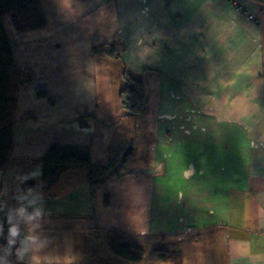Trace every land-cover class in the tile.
<instances>
[{"label":"crops","instance_id":"crops-1","mask_svg":"<svg viewBox=\"0 0 264 264\" xmlns=\"http://www.w3.org/2000/svg\"><path fill=\"white\" fill-rule=\"evenodd\" d=\"M40 2V28L19 30L3 16L16 66L33 72L19 87L14 147L0 168L4 209L18 206L21 177L40 173L53 141L90 145L94 163L123 148L129 156L124 173L97 187L81 166L47 189L36 177L47 243L35 264H174L151 260L154 247L181 250L183 264H264V0ZM104 44L110 51L99 54ZM126 70L143 76L140 114L120 102ZM182 104L194 109L188 131L174 124ZM84 112L96 117L81 124L74 116ZM115 235L145 257L111 252ZM6 260L30 264L0 248Z\"/></svg>","mask_w":264,"mask_h":264},{"label":"trees","instance_id":"trees-1","mask_svg":"<svg viewBox=\"0 0 264 264\" xmlns=\"http://www.w3.org/2000/svg\"><path fill=\"white\" fill-rule=\"evenodd\" d=\"M4 15H10L16 28L23 31L40 28L47 22L40 0H0V168H5L8 165L14 147L15 113L19 87L33 79L31 69H20L15 64L13 46L3 24ZM95 50L99 54L110 51L105 44ZM126 73V84L119 91L120 102L125 109V114H139L146 108L143 76H134L129 70H126ZM95 117L96 114L91 112L74 116L81 124H85L89 118ZM125 150L123 148L109 162L101 164L92 161L88 144L53 141L48 144L43 154L40 173H25L21 177L22 189L23 191H27L29 188L35 189L37 176L41 178V187L47 189L56 182L62 171L74 166L85 167L89 184L92 187H97L106 178L124 173L118 168V163ZM126 163L127 161L123 165ZM25 176L28 179H22ZM108 200L106 194V202ZM7 230L4 229L5 235L2 236L4 246L7 244L5 238ZM108 247L114 254L134 262L142 260L146 255L143 247L132 243L122 235L111 236L108 240ZM149 257L153 261L183 264L184 255L178 249L154 247L150 250Z\"/></svg>","mask_w":264,"mask_h":264},{"label":"clouds","instance_id":"clouds-1","mask_svg":"<svg viewBox=\"0 0 264 264\" xmlns=\"http://www.w3.org/2000/svg\"><path fill=\"white\" fill-rule=\"evenodd\" d=\"M22 179L26 180L28 177ZM15 199L18 201V206L8 208L6 212L7 244L0 248L3 249L6 257L15 254L17 261L20 262L29 257L30 264H35L33 257L47 243L38 231L44 218L43 197L40 192L29 188L27 191H18ZM4 207L5 205L0 204V211H4ZM21 225L25 226L23 234ZM4 235V222H0V236ZM5 264H11V261L6 260Z\"/></svg>","mask_w":264,"mask_h":264},{"label":"rangeland","instance_id":"rangeland-1","mask_svg":"<svg viewBox=\"0 0 264 264\" xmlns=\"http://www.w3.org/2000/svg\"><path fill=\"white\" fill-rule=\"evenodd\" d=\"M171 62H169V64H170ZM159 66L160 68H163L164 69V67H163V63H162V60H161V56H156V58H155V61L153 62V66ZM165 67H167V64L165 63ZM160 71H161V69H159ZM164 72H165V70H163ZM33 73V72H32ZM166 73V72H165ZM159 95H161L162 94V92H161V89L159 90ZM184 105L185 104H182L180 107H182V108H177V111H181L180 112V114H179V119L181 118V121H180V123L179 124H177V116H175V120H174V124H175V126H176V128L177 129H187L186 131H188V128H190V124H186L185 123V120L187 119V118H189L190 116H193V114H194V112H193V110L194 109H187L188 107H186V108H184ZM152 107H153V109H152ZM151 111H149L150 112V115H154V113L152 112V111H155L156 109H155V107L154 106H152L151 105ZM144 112V111H143ZM142 113V112H141ZM140 114V113H139ZM202 127V126H201ZM204 128V127H203ZM128 156H129V154L128 153H126L125 154V152H124V154H123V157L121 158V160H120V162L118 163V168H120L121 169V167H123L124 165H123V163L125 162V161H128ZM0 204H2L1 202H0ZM4 205V204H3ZM6 229H8V227L6 228Z\"/></svg>","mask_w":264,"mask_h":264},{"label":"built area","instance_id":"built-area-1","mask_svg":"<svg viewBox=\"0 0 264 264\" xmlns=\"http://www.w3.org/2000/svg\"><path fill=\"white\" fill-rule=\"evenodd\" d=\"M249 19H256V17L253 15V14H249ZM6 212L7 210L4 209V211H0V222H4V229H6L8 227V224L6 222ZM3 245V242H2V236H0V246Z\"/></svg>","mask_w":264,"mask_h":264},{"label":"water","instance_id":"water-1","mask_svg":"<svg viewBox=\"0 0 264 264\" xmlns=\"http://www.w3.org/2000/svg\"><path fill=\"white\" fill-rule=\"evenodd\" d=\"M127 153V152H126Z\"/></svg>","mask_w":264,"mask_h":264}]
</instances>
